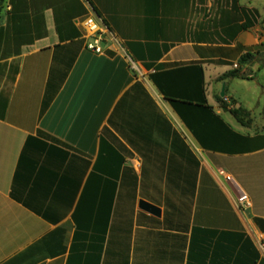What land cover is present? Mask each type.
<instances>
[{"label":"crops","instance_id":"0c3cea01","mask_svg":"<svg viewBox=\"0 0 264 264\" xmlns=\"http://www.w3.org/2000/svg\"><path fill=\"white\" fill-rule=\"evenodd\" d=\"M2 3L0 264H264V0Z\"/></svg>","mask_w":264,"mask_h":264},{"label":"built area","instance_id":"2783aa9c","mask_svg":"<svg viewBox=\"0 0 264 264\" xmlns=\"http://www.w3.org/2000/svg\"><path fill=\"white\" fill-rule=\"evenodd\" d=\"M83 28L86 32V37L90 39L89 42H87L86 47L88 50L100 54L103 52V49L101 47V43L108 41L113 42L114 39L111 37L110 32L108 31L107 27L100 22L98 19H96L93 16L86 17L84 21L82 22ZM234 69L238 68V65L233 66ZM227 181H230V177H226ZM237 207L239 210H245L251 206V201L249 197L241 193L237 197ZM256 243L259 248V251L262 253L264 257V237L260 234L255 235Z\"/></svg>","mask_w":264,"mask_h":264},{"label":"rangeland","instance_id":"374dc122","mask_svg":"<svg viewBox=\"0 0 264 264\" xmlns=\"http://www.w3.org/2000/svg\"><path fill=\"white\" fill-rule=\"evenodd\" d=\"M0 7H3L2 1L0 2ZM231 88L234 90L237 96L236 98H239L237 100H239L242 105L250 108L251 118L253 121L258 122L262 120L261 112L263 107L257 105V100H255V92L253 90L255 85L252 80L245 82L236 80L233 82Z\"/></svg>","mask_w":264,"mask_h":264},{"label":"trees","instance_id":"16d2710c","mask_svg":"<svg viewBox=\"0 0 264 264\" xmlns=\"http://www.w3.org/2000/svg\"><path fill=\"white\" fill-rule=\"evenodd\" d=\"M2 1V0H0ZM252 58V54L251 53H246L245 55H243L240 60H239V64L244 65L246 64L250 59ZM227 79H243V80H250V78L246 77L245 74L240 70V69H236V70H231L228 71L226 73H224L223 75H221L218 78V81H225ZM224 93H226V90L224 91ZM223 98H219V101L223 103ZM223 108L225 110H227L235 119H237L238 122H240L243 125H250L251 120L249 118V112H247L245 109L238 107L237 109L235 108H228V105L223 104ZM262 115L264 117V107L262 109Z\"/></svg>","mask_w":264,"mask_h":264},{"label":"water","instance_id":"95a60500","mask_svg":"<svg viewBox=\"0 0 264 264\" xmlns=\"http://www.w3.org/2000/svg\"><path fill=\"white\" fill-rule=\"evenodd\" d=\"M224 83L222 84L221 87V92H220V97L223 98L224 97ZM139 208L150 213L153 214L155 216H159V209L157 207H155L154 205H151L145 201H140L139 202Z\"/></svg>","mask_w":264,"mask_h":264}]
</instances>
